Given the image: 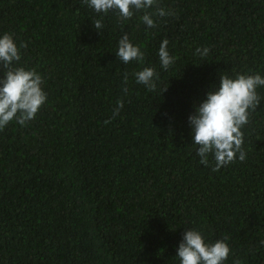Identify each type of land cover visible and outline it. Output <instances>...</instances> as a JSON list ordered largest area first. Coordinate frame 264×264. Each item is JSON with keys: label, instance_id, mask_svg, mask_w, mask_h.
I'll list each match as a JSON object with an SVG mask.
<instances>
[{"label": "trees", "instance_id": "16d2710c", "mask_svg": "<svg viewBox=\"0 0 264 264\" xmlns=\"http://www.w3.org/2000/svg\"><path fill=\"white\" fill-rule=\"evenodd\" d=\"M156 5L174 15L149 28L143 11L122 21L82 0H0V35L27 45L19 66L36 69L47 94L33 120L0 130V264H179L189 228L209 242L228 236L224 264H264V86L241 128L242 162L201 164L188 122L219 76L264 77V0ZM124 32L143 63L115 55ZM144 66L158 73L156 91L132 75Z\"/></svg>", "mask_w": 264, "mask_h": 264}, {"label": "clouds", "instance_id": "9594fccd", "mask_svg": "<svg viewBox=\"0 0 264 264\" xmlns=\"http://www.w3.org/2000/svg\"><path fill=\"white\" fill-rule=\"evenodd\" d=\"M96 13L107 14L116 11L118 17L123 21L133 17L135 12L143 11L140 19L149 28H156L157 23L153 16L165 17L174 15L170 10H165L156 5V0H82ZM149 12L147 9L153 8ZM92 26L98 32L103 28V15L100 19L92 22ZM169 40L162 38L158 57L160 65L167 70L175 61V57L169 54ZM27 45L21 42L17 46L11 32L0 35V130L4 129L13 119L20 125L33 120L46 102L47 94L42 89L43 77L36 69H26L19 66L21 60V49ZM209 48H197L196 54L206 57ZM115 55L124 63L137 61L143 63L146 59L145 53L139 46L134 45L127 32H124L118 40V49ZM139 84L146 86L152 92L157 90L159 76L154 67L144 66L142 70L132 73ZM127 92L128 73L123 77ZM264 86V77L259 73L244 74L236 73L234 78L227 74L219 76V85L206 93L204 99L198 106H194L193 114L188 116L191 127L192 143L196 147V154L200 157V163L209 164V156L215 160L213 171H218L222 166H227L237 159L242 162L246 159V152L242 147L244 144V133L242 126L248 124L250 112H254L261 103L262 97L257 88ZM167 90L162 86L161 94ZM124 101L116 102L112 117L105 121L110 123L111 119L119 114ZM228 236L216 239L214 242L205 240L203 233L195 228L186 229L182 234V240L178 244L176 257L179 264H224L230 254L227 243ZM264 245V241L260 242ZM233 264H242L240 259H235Z\"/></svg>", "mask_w": 264, "mask_h": 264}]
</instances>
